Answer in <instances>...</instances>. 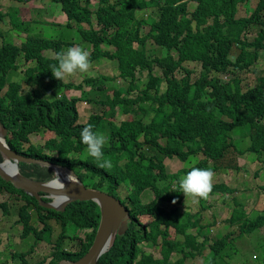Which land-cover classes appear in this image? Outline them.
Returning a JSON list of instances; mask_svg holds the SVG:
<instances>
[{
	"label": "trees",
	"instance_id": "obj_1",
	"mask_svg": "<svg viewBox=\"0 0 264 264\" xmlns=\"http://www.w3.org/2000/svg\"><path fill=\"white\" fill-rule=\"evenodd\" d=\"M52 1L58 2L66 14V26H77L82 45H92L90 60L100 57L109 60L119 71L118 77L105 78L112 92L106 100L93 101L91 94L82 90L68 108L64 105V95L57 99L51 94L50 99H43L39 92L49 93L55 87L81 88L73 80H57L49 70V65L56 63L51 57L73 46V42L39 35L26 36L19 44L1 40L0 120L8 130L7 145L25 156L71 168L86 187L105 191L127 207L126 231L116 236L97 264H186V260L204 255L208 240L203 226L198 224L200 212L180 214L178 206L182 202L188 207L186 197L179 193L178 181L175 187L171 181L178 180L180 174H186L193 166L211 167L216 177L219 171L216 163L233 146L231 132L238 126L250 129V144L240 154H264V74L257 77L252 87L242 90L241 77L231 71H242L258 56L259 50L264 51V0ZM193 5L195 7L190 9ZM6 8L3 13L0 7V28L7 20L11 29H15L22 21L17 20L13 7ZM240 8L245 15L236 17ZM150 9L155 16L145 12ZM146 23L149 29L144 33ZM250 26L258 30L252 32ZM253 33L254 40L247 41L248 34ZM148 39L166 49L163 58L148 56L145 48ZM232 52L237 54L235 60L230 59ZM186 60L201 62L203 70L197 78L192 79V71L182 66ZM154 62L161 65V73H153L157 67ZM21 68L28 78L27 83L37 85L26 92L20 82L10 79L11 71ZM145 71L148 72L146 89L136 97L125 99L117 80L128 82L125 90L129 94L138 80L137 74ZM86 82L89 84L91 80ZM163 82L164 92L158 95ZM43 84L45 90L40 87ZM80 99L93 101L101 108L100 112L91 113L85 124L78 123L73 109V103ZM144 100L156 104L148 122L144 121L147 115L142 105ZM127 103L138 106L133 114L115 124L109 118L116 114L117 107L122 108ZM106 105L108 107L102 109ZM101 122L105 123V128L104 123L100 127ZM87 124H92L96 132L108 127L109 142L103 151L105 158L112 162L111 168L98 167L89 155L83 159L75 156L86 149L80 140V131ZM38 132H45L44 145H26L29 135ZM51 132L55 134L49 138ZM197 156L199 159L191 166L174 173L166 171V163L172 158L193 162ZM19 169L36 180L53 178L50 168L37 164L21 162ZM122 184L126 187L124 195L119 191ZM5 187L13 189L0 178V189ZM148 188L153 191L154 199L144 203L140 196ZM228 189L231 190L225 182H216L210 195ZM16 191L26 197L18 207L23 237L32 235L35 242L44 240L43 233L52 230L50 220L61 228L48 264H57L61 259L78 260L86 254L100 224V208L96 202L74 201L63 211H56L42 207L23 190ZM261 192L264 193V186ZM197 200L202 205L206 201ZM163 203L171 206L166 208ZM6 205V202L0 203L4 214H8ZM30 208L36 213L35 218L43 223L41 228L32 224ZM227 222L228 226L238 228L233 227L238 236L233 237L228 231L215 239L209 246L212 256L202 264H246L244 253L238 255V251L233 253L235 257L231 262L227 261V244L239 236L252 239L254 231L264 238V212L250 218L242 207L235 206ZM68 230L74 233L68 234ZM66 238L76 240L78 248L63 249ZM142 242L151 243L160 256L142 250L139 246ZM32 251L31 247L14 255L19 256L21 264H27L25 255ZM262 253L263 257L260 255L256 259L257 264H264V243Z\"/></svg>",
	"mask_w": 264,
	"mask_h": 264
},
{
	"label": "rangeland",
	"instance_id": "obj_2",
	"mask_svg": "<svg viewBox=\"0 0 264 264\" xmlns=\"http://www.w3.org/2000/svg\"><path fill=\"white\" fill-rule=\"evenodd\" d=\"M191 3L194 1H190ZM8 3H10L8 5ZM195 4V3H194ZM251 6L255 4L249 3ZM0 7L2 12L7 10L6 7H13L16 10V18L19 21H22L20 25L11 29L10 24L7 20L4 22L3 28H0L2 36L1 40L10 43H21L26 36L39 35L49 38H60L65 41L73 42V46H82L89 53L92 51L93 47L91 44L87 46L82 45V37L80 36L79 30L76 27H67L65 25L66 18L62 12L61 6L58 2L52 0H0ZM195 5L190 6L189 8H194ZM35 8V9H33ZM147 14H152V9L145 11ZM4 13V12H3ZM249 14V13H248ZM247 14V15H248ZM245 15L244 9L240 8L236 11V17H241ZM145 16L143 13L142 17ZM155 16V15H154ZM45 20H49L46 23ZM204 26H200V29H203ZM32 28V31H31ZM252 32L258 30L255 26H250ZM149 29V24H145L143 27L144 33ZM27 30V31H26ZM205 31V30H202ZM247 41L254 40V33L248 34ZM146 52L149 57L158 56L157 58H163L166 55V49L157 46L151 39L146 41ZM251 51L254 50L253 47L250 48ZM237 54L231 53L230 59L235 60ZM22 58V57H21ZM157 67L154 68L153 73H161V65L154 62ZM21 66V62L18 63ZM23 66V65H22ZM182 66L192 71V79L197 78L203 68L200 61L196 60H186L183 62ZM25 67V66H23ZM97 67V68H96ZM26 70V69H25ZM23 69L12 70L10 74L12 76L10 79L12 81L16 80L21 83L22 89L28 91L31 88H35L37 85L34 83H27L28 78L24 76ZM183 72V70H180ZM233 74H238L241 77V88L242 90L252 87L258 76L264 74V51L259 50L258 56L253 59L252 63L245 67L242 71L231 70ZM119 71L114 67L110 61H106L102 57L97 60H91V68L88 73L81 74L77 73L74 76L65 78L73 80L75 84H80L81 88H71L69 90L61 89V92L52 91L45 92L40 91L39 94L42 95L43 99H50V95L53 94L55 98H60L61 94L65 96L64 105L68 108L72 107V99L77 97L78 94L83 90L91 94V97L95 101H102L107 99V94L111 95L112 92L109 90V85L105 83V78L118 77ZM148 72L137 74L138 80L134 82V88L129 95L126 94L125 88H127L128 82L126 80L118 79V86H121V90L125 96H131V98L140 94V91L143 89L145 82L147 81ZM177 74L178 71H177ZM90 79L91 83H87L86 80ZM41 89H44V84L40 86ZM165 89V83L161 84L158 95H162ZM109 91V92H108ZM192 95V92H190ZM205 98V97H204ZM86 101V100H85ZM82 101L81 103L76 101L73 103V109L77 114L78 123L82 124L85 122L89 114L93 112H100L101 108L93 104L92 102ZM146 108L147 115L144 118V121L148 122L153 115V112L156 108V104L150 100H145L142 104ZM138 104L127 103L122 108H116V114L109 118L115 124L119 123L121 120L126 118L128 115L133 114V110L137 108ZM108 106H103V108ZM171 110V108H167ZM103 123H100V127H103ZM105 128V123H104ZM106 137H108V127L105 131H102ZM249 127L248 126H238L231 132V138L233 141V146L230 147L224 157L217 162L218 173L216 177H213V183L225 182L231 192L225 193V191H218L212 195H209V198L204 201L203 205L198 202L197 199L186 197L188 207L184 202L178 206L181 213L189 212L191 215L196 212H200L197 220L198 224H201L202 230L207 234V243L206 251L204 255L198 256L194 259L186 260V264H202L206 261V258L212 256V251L209 246L214 242L215 239L219 238L221 235H224L228 231H231V236L237 237L238 231L236 226H228L227 218L230 216L232 208L235 206L242 207L243 211L250 217L254 218L256 215L264 212V193L261 192V188L264 185V154L257 155L252 152H247L246 156H240V150L247 148L250 144L249 142ZM55 133L51 132L49 138L54 136ZM45 132H38L29 135V144H35L43 146L46 138L44 137ZM108 145V144H107ZM106 145V146H107ZM45 152H48V149H45ZM88 155L87 150L84 149L80 153H77V157L85 158ZM199 156L195 158L193 162L191 160L187 162H182L177 158H172L168 163H166V171L174 173L179 171L181 168L188 167L193 165ZM184 174H180L179 177ZM178 180L171 181L172 187L177 185ZM85 183H88L85 181ZM6 188V187H5ZM5 188L0 189V203L6 202V208L8 214H4L0 209V264H21L22 260L15 256L20 252L29 250L32 247V252L27 253L25 259L27 264H48L52 253L56 249L55 239L59 235L61 228L54 221L50 220L49 225L52 227V230H47L43 233L45 239L37 240L32 235L23 237L22 235V225L18 221V207L23 203V200L18 195L9 194L6 192ZM120 193L124 195L126 193V187L124 184L121 185L119 189ZM21 196L26 199V197L21 193ZM142 202H150L154 199L153 191L148 188L145 189L141 196ZM239 204H238V203ZM236 204V205H235ZM163 206L169 208L171 205L168 203H163ZM33 208H30V211ZM32 219L31 222L37 228H41L43 223L35 218L36 213L34 210L31 211ZM184 218V216H182ZM193 219V218H192ZM236 227L237 229L233 228ZM233 228V229H232ZM195 229V228H194ZM71 230H68V234H73ZM252 239L248 237H238L234 240L233 243H228L226 247L225 258L227 261L231 262L235 257L234 252L238 251V255H245L246 264H257L256 259L262 255V245L264 243L263 236H260L257 231H254ZM258 238V239H257ZM50 239V241L46 240ZM182 239V238H181ZM76 240H70L69 238L65 239L62 243V248L66 250H75L78 248ZM140 248L146 252L153 253L156 257H159V253L151 243L142 242L139 244ZM16 253L15 255H13ZM15 256V257H12ZM176 257V256H175ZM174 257V258H175ZM261 257V261H262Z\"/></svg>",
	"mask_w": 264,
	"mask_h": 264
},
{
	"label": "water",
	"instance_id": "obj_3",
	"mask_svg": "<svg viewBox=\"0 0 264 264\" xmlns=\"http://www.w3.org/2000/svg\"><path fill=\"white\" fill-rule=\"evenodd\" d=\"M7 129L0 121V178L10 183L14 188L23 190L26 194L34 197L39 204L47 209L63 211L66 206L74 201H95L100 208V224L96 231L91 247L84 256L78 260L61 259L57 264H97L99 257L107 252L113 245L117 235L123 234L127 229L129 221V210L115 196L94 188H88L80 180L77 174L70 168L55 164L43 159L23 156L13 151L6 144ZM37 164L47 167L55 172L59 171L60 179L62 174L71 173V182L65 180L63 189L46 186L50 181H41L26 177L20 173L18 164ZM5 164L11 170L5 168ZM43 194V195H41ZM44 197H51V201L43 200Z\"/></svg>",
	"mask_w": 264,
	"mask_h": 264
},
{
	"label": "clouds",
	"instance_id": "obj_4",
	"mask_svg": "<svg viewBox=\"0 0 264 264\" xmlns=\"http://www.w3.org/2000/svg\"><path fill=\"white\" fill-rule=\"evenodd\" d=\"M62 12L65 15L66 22H67V16L64 13V11H62ZM65 25H66V23H65ZM73 27L77 28V26H75V25ZM51 58L53 60H55L56 63L50 64L49 70L51 71L52 76L59 81L68 82L69 79H65V78L74 76L77 73L86 74L89 72V70L91 68L90 53L88 50H86L82 46H75L74 45V46L68 47L66 50H61V51L55 53ZM146 87H147V84L144 85V87L141 91L145 90ZM43 90H45V87ZM65 90H69V89L66 88ZM132 90H129V92H131ZM56 91L61 92V89H57V87H55L54 92H56ZM141 91H140V93H141ZM57 94H60V93H57ZM61 95H64V94H61ZM127 95H129V94H127ZM79 96H80V94H78L77 97H79ZM130 97L126 96L125 99H129ZM82 101H85V99L84 100H81V99L78 100V102H80V103ZM93 101H95V100L93 99ZM93 101H92V103H93ZM87 121H88V118L82 124H85ZM31 134H33V133H31ZM7 135H8V130H7ZM6 139H7V136H6ZM80 140L86 146V150H87L88 155L90 157H92L97 162L98 167L104 168V169H108V168L112 167L111 160L105 158V154L103 151L105 146L109 142L108 137H106L103 133L93 131V125L87 124L80 131ZM0 143H3L2 137H0ZM6 144H7V142H6ZM245 149L240 150V152L244 151ZM13 151H15V150H13ZM15 152H17V151H15ZM240 152H239V154H240ZM17 153L25 156L22 153H19V152H17ZM75 156H77V155H75ZM240 156H246V155L240 154ZM0 157H1V155H0ZM27 157H29V156H27ZM1 161H2V157L0 159V162ZM19 164H18V169H19ZM19 171H20V169H19ZM20 173L23 174L21 171H20ZM53 175H54V172H53ZM214 175H215V173L211 167L199 168V167L193 166V167H191V169L189 171L186 172V174L179 177V179H178V191H179V193H182L184 195V197H191L194 199L207 200L209 198V195L211 194V192L213 190V177H214ZM26 177H28V176H26ZM71 177H72V174L68 173V174H66L65 178L69 182H71ZM30 178H32V177H30ZM47 181H49V180H47ZM46 186L53 187V188H60V189H63L65 187L63 181L60 179L59 171L55 172V176H53V178L50 179V181L48 182V184ZM12 188H14V187H12ZM223 191H225V190H223ZM229 192H231V190H229V189L227 191H225L226 194ZM41 195H43V194H41ZM44 199H48L47 201H51V197H47V198L44 197L43 200ZM60 233H59V235H60ZM64 241H65V239H64ZM14 254H16V253H14ZM26 255H27V253H26Z\"/></svg>",
	"mask_w": 264,
	"mask_h": 264
},
{
	"label": "flooded vegetation",
	"instance_id": "obj_5",
	"mask_svg": "<svg viewBox=\"0 0 264 264\" xmlns=\"http://www.w3.org/2000/svg\"><path fill=\"white\" fill-rule=\"evenodd\" d=\"M21 151L24 152L23 149H22ZM20 171H21V170H20ZM5 190H6V192L9 193V194L18 195V196L23 200V197L21 196V192L16 191V190H18V189L13 188L12 190H10V189L5 188Z\"/></svg>",
	"mask_w": 264,
	"mask_h": 264
},
{
	"label": "bare ground",
	"instance_id": "obj_6",
	"mask_svg": "<svg viewBox=\"0 0 264 264\" xmlns=\"http://www.w3.org/2000/svg\"><path fill=\"white\" fill-rule=\"evenodd\" d=\"M5 168H6L8 171L11 170V167H10L8 164H5ZM61 176H62L61 180H62L63 183H64L65 180H67V179L65 178L66 175H65V174H62Z\"/></svg>",
	"mask_w": 264,
	"mask_h": 264
},
{
	"label": "crops",
	"instance_id": "obj_7",
	"mask_svg": "<svg viewBox=\"0 0 264 264\" xmlns=\"http://www.w3.org/2000/svg\"><path fill=\"white\" fill-rule=\"evenodd\" d=\"M45 21H46V23H48L49 20H45ZM10 27H11V26H10ZM237 236H238V234H237Z\"/></svg>",
	"mask_w": 264,
	"mask_h": 264
}]
</instances>
